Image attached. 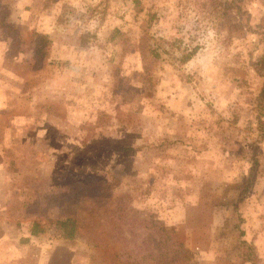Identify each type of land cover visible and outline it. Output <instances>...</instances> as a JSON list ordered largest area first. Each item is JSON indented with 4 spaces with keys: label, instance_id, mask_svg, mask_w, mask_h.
<instances>
[{
    "label": "rangeland",
    "instance_id": "obj_1",
    "mask_svg": "<svg viewBox=\"0 0 264 264\" xmlns=\"http://www.w3.org/2000/svg\"><path fill=\"white\" fill-rule=\"evenodd\" d=\"M229 1L0 0V264H264V0Z\"/></svg>",
    "mask_w": 264,
    "mask_h": 264
},
{
    "label": "trees",
    "instance_id": "obj_2",
    "mask_svg": "<svg viewBox=\"0 0 264 264\" xmlns=\"http://www.w3.org/2000/svg\"><path fill=\"white\" fill-rule=\"evenodd\" d=\"M226 9L229 11H232L233 16H235L237 19H239L241 23L243 22L244 16L247 19L246 6H244L242 0H230L229 2L226 3ZM191 55L192 54H190V53L186 54L185 58L182 61L183 62L188 61L190 59ZM256 72L259 74L264 72V63L262 64V66H260V68H258L256 70ZM262 76H264V74ZM262 81H263V79H262ZM258 89H259V93H258V96L256 95L255 101L258 103V105H260L264 101V81ZM256 160L257 159H255L252 162V165H251L252 167L250 168V173H249L248 177H251V174H252L251 172L258 165V161H256ZM250 183H251L250 180H248L246 187ZM246 187L243 188L241 195L246 194V192H247ZM240 199H242V196H240L239 200ZM56 225L61 230V237L63 239L71 240L75 237L77 226H76V221L74 219L66 218V219L58 220L56 222ZM42 232H43V230L41 228H39L37 223L32 224V229L30 231L31 236H36L38 234H41ZM178 256H180V257H178ZM191 256H192V254L189 250H187L186 248H179V250H176L173 252L170 251V253H167L164 256V258H162L161 260L162 261L164 260L163 264L177 263V262H182V261L183 262L189 261L191 259Z\"/></svg>",
    "mask_w": 264,
    "mask_h": 264
}]
</instances>
